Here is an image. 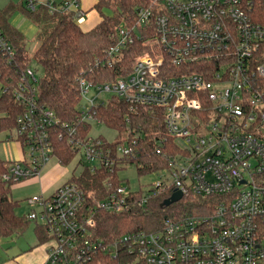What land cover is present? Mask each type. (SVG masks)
I'll return each instance as SVG.
<instances>
[{"label": "built area", "instance_id": "built-area-1", "mask_svg": "<svg viewBox=\"0 0 264 264\" xmlns=\"http://www.w3.org/2000/svg\"><path fill=\"white\" fill-rule=\"evenodd\" d=\"M24 2L30 11L44 6L50 13L72 12L78 25L85 20L81 0ZM148 3L135 10L131 25H115L108 54L136 39L149 52L136 58L127 78L103 86L79 81L81 99L87 102L80 115L93 120L89 110L96 99L87 97L91 88L116 94L130 106L161 109L165 135L174 144L165 149L157 141L154 153L164 167L155 173L166 175L145 191L107 181L99 199L74 182L48 197L28 198L32 208L26 219L48 235L43 264H264V22L257 18L264 0ZM0 51L14 54L1 31ZM36 84L29 67L13 92L23 112L5 142L16 141L27 158L5 161V182L36 178L53 156L49 129L59 122L40 108ZM70 146L81 153L87 162L82 166L91 174L125 169L131 164H119L117 157L130 159L137 153L135 138L115 151L100 139L76 140ZM176 192L182 195L178 202L197 201L200 212L167 217L151 232L108 241L94 237L98 211L117 214L154 196L169 200Z\"/></svg>", "mask_w": 264, "mask_h": 264}, {"label": "trees", "instance_id": "trees-1", "mask_svg": "<svg viewBox=\"0 0 264 264\" xmlns=\"http://www.w3.org/2000/svg\"><path fill=\"white\" fill-rule=\"evenodd\" d=\"M141 2L142 0H95L94 8L99 20L87 31L77 24L72 12L50 13L44 6L30 11L23 2H19L22 5L18 9L37 28V45L32 54L28 52L24 36L8 22L15 10L14 5L1 11L0 31L14 54L11 56L0 51V132L11 133L16 128L17 118L22 114L23 108L14 101L13 92L21 81L23 71L35 62L41 70L36 84L37 102L40 108L50 110L59 122L49 129L53 156L60 165H69L79 153L70 143L93 139L89 136L91 123L82 120L80 115L82 99L79 81L103 86L114 83L118 78H127L136 58L149 52V47L143 46L142 39H136L117 54H108L113 43L109 37L113 26L124 21L131 25L134 9ZM103 8L111 9L113 16L104 17ZM257 13L258 21L264 22V5L260 6ZM89 114L93 121L118 133L114 143L97 138L113 151L123 143L129 144L133 138L137 141L136 156L130 159L117 157L119 164H142L141 168L135 167L139 175L152 174L163 169L164 163L155 155L154 147L161 140L166 149L174 141L165 135L161 109L150 111L142 106H130L116 94H110L106 102L97 103L89 110ZM71 129H74V134H71ZM80 164V173L77 176L72 173L68 182L77 183L87 193H97L98 199L106 194L104 185L107 181H112L114 185L122 182L117 166L112 173L102 168L91 174L86 166H82V162ZM6 170V162L0 158V238L20 235L30 223L26 217L18 218L15 215L19 203L11 198V187L14 183L5 182L2 178ZM135 197L140 198L141 192ZM165 201V195H158L142 205L131 206L117 214L98 211L93 229L94 237L108 241L125 234L155 231L170 217L168 212L176 207L182 208V214L200 212L188 200L168 206ZM34 233L38 244L47 241L48 235L41 226L34 224ZM102 259L106 261L103 256Z\"/></svg>", "mask_w": 264, "mask_h": 264}, {"label": "rangeland", "instance_id": "rangeland-1", "mask_svg": "<svg viewBox=\"0 0 264 264\" xmlns=\"http://www.w3.org/2000/svg\"><path fill=\"white\" fill-rule=\"evenodd\" d=\"M148 2L149 0H142L141 4L134 9L133 13L135 14V10L138 7L143 5H148L149 4ZM81 8L85 11V21L83 25L81 24L82 29H89L90 27L95 26L99 20V15L94 8V0H81ZM102 14L104 15V17H112L114 13L109 8H103ZM10 17L13 20V23H16L17 21L20 22L21 25L23 24V28L21 30L22 31L26 30V33L23 31L25 35L23 34L22 35L25 38V44L29 54H32L33 50L37 45V40H36L37 28L29 19L27 20L25 19V16L21 13L19 9L13 10ZM16 29L18 30L19 28ZM31 68L35 73L36 77L41 75V70L35 64V62L31 63ZM109 96L110 93H105V92L98 94L97 90H95L94 88H91L89 90V93L87 94L88 99H93L95 97L96 99L95 104L99 102H106ZM86 105L87 102L82 99L80 109L85 107ZM90 123H91V130L89 136L91 138L93 139L103 138L109 143H114V141L117 140L118 133L115 130L107 128L104 125L98 124L93 120H91ZM9 136L11 135L8 132H0V158L4 161H8L10 159L17 160L16 158L18 157V149H15L17 146L19 147L17 142L16 141H11L9 143L5 142L6 138ZM12 136L13 138H15L14 134ZM24 157L27 158L26 150H24ZM81 162L82 163L86 162L83 156L81 155V153H78L77 156L73 159V161L69 165H59L60 163L56 159V157L52 156L50 161L40 170L39 175L35 178L34 181H29L24 183H20V182L14 183L11 187V198L13 199V201H17L19 203L18 207H16L15 209V215L18 218H23L28 213V211L31 210L32 207L30 205H27L26 203V200L28 198H31L33 196H40L41 194L44 197L50 195L46 192L45 193L41 192L42 179L44 178L47 172L49 173L45 179L48 182H51L53 186L51 188H53V192H54L55 189L63 186L68 182V180H70L72 173H74L75 176H77L80 173ZM164 175L166 174L165 172L162 171L147 175H139L137 173L135 166L133 165H130L127 168L120 170L118 173L119 179L122 180L123 183H127L132 191H138L139 189L145 191L149 187V185L157 181H160ZM190 203L195 204L196 206L198 205L197 201ZM168 214L170 217L180 216L182 215V208L176 207L170 210ZM36 241L37 239L34 236V223L30 222L25 228L22 235H14L11 238L0 239V257H3L2 258L3 260L15 259L16 261L17 257L23 256L25 253V252L18 253L20 252L18 251L19 248L20 249L23 248V246L27 243L35 244ZM49 245L50 244L47 243L46 241L43 245V248L48 249Z\"/></svg>", "mask_w": 264, "mask_h": 264}, {"label": "crops", "instance_id": "crops-1", "mask_svg": "<svg viewBox=\"0 0 264 264\" xmlns=\"http://www.w3.org/2000/svg\"><path fill=\"white\" fill-rule=\"evenodd\" d=\"M19 2H23L25 4L24 0H0V12L1 11H4L10 5H14V7H15L14 9H18L20 7V5H22V3L20 4ZM94 3H95V0H94ZM8 22L10 23V25L13 28H15V29L16 28H19L18 31H20L23 28V24L21 25L20 22H17L16 21V23H13V20L11 19V17L8 19ZM93 27L94 26L90 27L89 29H91ZM81 29H82V27H81ZM89 29H82V30L87 31ZM23 31L26 33V30H23ZM23 31L21 30L20 33L23 34V35H25V33ZM15 149H18V157L16 159L19 160V159H21V157L24 156L23 155V151H21L20 147H18V146ZM48 173L49 172H47L45 174L44 178L42 179V191L41 192L42 193H45L46 192V193L52 195L58 188L55 189L54 192H53V188H51V187H53L52 184H51V182H48L45 179L46 176L48 175ZM34 180H35V178H32V179H29V180H26V181H23V182H20V183L34 181ZM54 180H56V179H54ZM38 181H41V180H38ZM45 197H48V196H45ZM20 235H22V234H20ZM34 236H35V233H34ZM9 238H11V237H9ZM35 238H36V236H35ZM0 239H3V238H0ZM43 245L44 244H38V241H36L35 244H29V243H27V244H25L23 246V248H21V249L19 248V250H18V251H20L18 253H24L25 252L23 256L17 257L16 258V261H15V259H10V260L9 259H6V260H3L2 259L3 257H0V264H43V262L45 260V257H46V253H47V249H44L43 248Z\"/></svg>", "mask_w": 264, "mask_h": 264}, {"label": "water", "instance_id": "water-1", "mask_svg": "<svg viewBox=\"0 0 264 264\" xmlns=\"http://www.w3.org/2000/svg\"><path fill=\"white\" fill-rule=\"evenodd\" d=\"M181 197H182L181 193L176 192L172 195V197L169 200L165 201V205L168 206L170 204L176 203L181 199Z\"/></svg>", "mask_w": 264, "mask_h": 264}, {"label": "bare ground", "instance_id": "bare-ground-1", "mask_svg": "<svg viewBox=\"0 0 264 264\" xmlns=\"http://www.w3.org/2000/svg\"><path fill=\"white\" fill-rule=\"evenodd\" d=\"M85 21V20H84ZM84 21L82 22V24L84 23Z\"/></svg>", "mask_w": 264, "mask_h": 264}]
</instances>
